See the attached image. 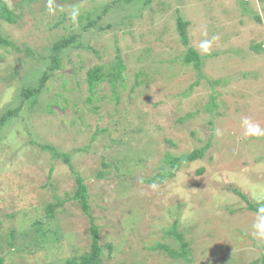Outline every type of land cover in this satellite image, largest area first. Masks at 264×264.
I'll return each instance as SVG.
<instances>
[{"label":"rangeland","instance_id":"1","mask_svg":"<svg viewBox=\"0 0 264 264\" xmlns=\"http://www.w3.org/2000/svg\"><path fill=\"white\" fill-rule=\"evenodd\" d=\"M3 4L16 20L0 15V32L19 49L0 46V118L22 105L0 129L5 264H70L89 252L76 173L100 228V264H264L254 235L263 216L249 208H264V0H0V14ZM179 17L200 69L184 61ZM70 34L78 42L62 68L22 100ZM118 51L122 77L90 91L87 71L107 73ZM38 143L71 153L74 171ZM207 145L174 177L150 182L172 170L168 154ZM178 234L190 260L155 248L181 251Z\"/></svg>","mask_w":264,"mask_h":264},{"label":"trees","instance_id":"2","mask_svg":"<svg viewBox=\"0 0 264 264\" xmlns=\"http://www.w3.org/2000/svg\"><path fill=\"white\" fill-rule=\"evenodd\" d=\"M0 15L2 18H4L6 21L10 23L15 22L16 20L13 11L9 9V7L6 4L2 5ZM81 17L82 15H79L77 17V20L81 21L82 19ZM85 17L89 18V16L87 15ZM258 19H260V17H258ZM96 24L97 21L91 20L86 25L83 26V29L88 30L90 27H93ZM177 24H178V31L180 34L181 41L186 47H188L184 61L187 64H193L196 68L200 69L202 65L201 55L197 52L196 49H194L189 45V36H188L189 23L187 21H184L181 17H179L177 20ZM77 42H78V35L70 34L68 36H63L57 39L52 44L51 47L52 53L50 57L51 63L49 64L48 68L42 73L38 85L32 88L25 89L22 92L20 96L23 97L22 100L28 99L29 97L32 96H38V93L41 91V88L44 87L47 79L49 78V75L52 74L55 70H60L62 68V63L60 59L61 53L65 49L71 46H76ZM0 46H11V47H15L16 49H19L11 41H9L8 38H6L1 32H0ZM124 68L125 66L121 52L118 51L116 61L112 65V67H110V70L107 73L105 72L104 67L102 65H96L87 71L86 81L88 84V89L93 92L97 84L105 79L111 81L115 86L116 81L122 77ZM21 109H22V105L18 106L15 109L7 110L6 113L0 118V129L4 125H6L7 122H10L13 118L18 116V114L21 112ZM38 144L42 149L50 151L53 158L62 159L63 162L68 164L69 167L74 171V167L71 162V153L62 152L58 150L55 146L50 144L49 145H42L40 143ZM206 149H208V145L202 148L194 149L193 151L184 153L180 156H173L171 154L170 155L168 154L165 163L169 164L172 170H166L164 168L163 171H161L157 176L150 179V182L151 183L163 182L167 178L174 177L176 171L181 167V165L191 163L199 158H202ZM75 179L77 183V189L73 197L80 202L84 212L90 217L92 243L89 252L82 254L79 258H72L69 260V262L70 264H100L101 255H102V246L100 244V228L95 223L94 217L92 216L91 213V207L88 201L89 199L88 187L85 183L84 178L80 174L76 173ZM237 192L238 194H240V196H242L246 201L249 202L248 197L242 194L241 191H237ZM55 206L56 204L53 203H50L48 205L47 209H48V214L50 216H53ZM249 208L256 212H259L264 217V208L257 207L254 203H250ZM173 233L175 234L174 230ZM177 237L180 241H182L181 251L172 250L168 245H164L160 243L157 244L155 248L166 250L173 257H184L187 260H190V258H188V254H190V251L187 249L188 244L183 241L182 235L178 234ZM263 259H264V255H263ZM0 264H5L3 257H0Z\"/></svg>","mask_w":264,"mask_h":264},{"label":"clouds","instance_id":"3","mask_svg":"<svg viewBox=\"0 0 264 264\" xmlns=\"http://www.w3.org/2000/svg\"><path fill=\"white\" fill-rule=\"evenodd\" d=\"M202 47L207 49L208 44L205 42ZM257 231L254 232V235L259 238H264V217H261L258 223L254 226Z\"/></svg>","mask_w":264,"mask_h":264}]
</instances>
